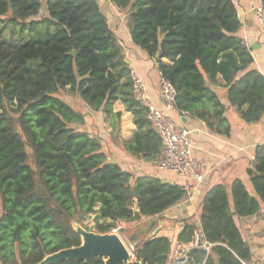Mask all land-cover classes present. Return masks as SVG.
<instances>
[{
    "label": "trees",
    "instance_id": "1",
    "mask_svg": "<svg viewBox=\"0 0 264 264\" xmlns=\"http://www.w3.org/2000/svg\"><path fill=\"white\" fill-rule=\"evenodd\" d=\"M111 1L126 13L133 43L156 59L175 87L178 112L229 138L226 106L212 89L223 82L244 123L263 118L264 75L240 35L235 0ZM123 51L97 0H0V264H39L79 247L72 223L88 215L95 214L98 233L107 234L112 224H139L186 198L179 185L135 178L109 162L101 140L84 129L86 114L62 97L76 96L92 111L116 118L113 104L121 101L137 127L124 149L154 164L162 140L133 96ZM248 176L255 195L242 180L230 190L213 187L203 201L201 225L184 220L175 237L136 242L137 264H171L175 244L192 243L197 231L200 243L213 245L204 264L251 262L236 219L264 211V145L256 148ZM190 254L199 264L201 250Z\"/></svg>",
    "mask_w": 264,
    "mask_h": 264
},
{
    "label": "crops",
    "instance_id": "2",
    "mask_svg": "<svg viewBox=\"0 0 264 264\" xmlns=\"http://www.w3.org/2000/svg\"><path fill=\"white\" fill-rule=\"evenodd\" d=\"M102 13L107 18L110 28L114 31L123 46V56L132 70L133 76L139 77L145 84L149 98L153 105L170 116L174 121L183 125L189 132L192 152L197 162L202 166L200 171L203 179L196 181L179 177L175 174L159 170L153 163H145L131 156L124 149V141L131 138L137 131L134 116L126 110L121 101L113 104L114 114L106 117L103 112L92 111L78 98L71 97L65 101L73 108L86 114L84 129L101 140L108 161L118 164L123 170L133 174L135 178L153 176L164 183L176 184L184 189L190 186L186 198L164 213L143 220L138 225L139 230L133 236L134 244L144 243L149 237L165 235L175 237L181 229V222L189 220L197 226L201 225L203 201L209 191L218 185L230 190L236 180H242L248 191L255 195L248 176V170L255 167V150L264 145V116L254 124L244 123L236 108L231 107L228 101L227 89L223 82L212 89L219 95L226 106V118L231 125L230 137H223L210 131L206 124L185 114L184 123L178 111L168 110L160 97L161 73L156 59L150 58L145 51L137 47L131 38L127 26L126 13L118 9L111 0H97ZM238 4L239 15L243 24L242 38L252 50L255 60L254 68L264 75V35L263 41L258 39L264 28L255 14L259 0H235ZM240 6V7H239ZM241 35V33H240ZM257 44V46H256ZM165 63H169L164 60ZM238 227L244 240L249 244L253 260L248 264H264V211L248 218H237ZM202 236L196 232L195 239L187 245L175 244L171 264L181 252L195 249ZM133 244V245H134ZM211 251L208 252V255Z\"/></svg>",
    "mask_w": 264,
    "mask_h": 264
},
{
    "label": "built area",
    "instance_id": "3",
    "mask_svg": "<svg viewBox=\"0 0 264 264\" xmlns=\"http://www.w3.org/2000/svg\"><path fill=\"white\" fill-rule=\"evenodd\" d=\"M259 22L264 25V10L262 2L255 9ZM133 96L135 100L147 110V119L162 140V150L155 166L165 172L175 174L179 177L201 181L203 179L200 171L202 166L195 159L192 152V144L189 138L190 132L181 124L174 121L170 116L158 110L151 102L148 90L144 82L137 76H133ZM160 97L163 105L170 111L176 110L177 91L172 83L161 74ZM186 192L191 187L186 186ZM213 247L206 242L200 245L198 242L195 249H205L208 252ZM131 249H133L131 247ZM173 264H197L196 258L190 251L181 252ZM248 264V263H243Z\"/></svg>",
    "mask_w": 264,
    "mask_h": 264
},
{
    "label": "water",
    "instance_id": "4",
    "mask_svg": "<svg viewBox=\"0 0 264 264\" xmlns=\"http://www.w3.org/2000/svg\"><path fill=\"white\" fill-rule=\"evenodd\" d=\"M72 56L76 53L72 52ZM182 121L187 118L180 112ZM75 233L81 237L82 243L79 247L65 249L46 256L39 264H60L65 261L87 262L92 258H103L104 264H130L132 253L123 239L117 233L100 234L86 230L78 223H73ZM134 241H131V245ZM208 251L201 250L199 264H204Z\"/></svg>",
    "mask_w": 264,
    "mask_h": 264
},
{
    "label": "rangeland",
    "instance_id": "5",
    "mask_svg": "<svg viewBox=\"0 0 264 264\" xmlns=\"http://www.w3.org/2000/svg\"><path fill=\"white\" fill-rule=\"evenodd\" d=\"M238 5V4H237ZM240 7V6H239ZM44 11H45V8H44ZM239 11V10H238ZM260 27L264 28V25H262L260 23L259 25ZM243 35V32H241V36ZM263 35H264V29L263 31L260 33L258 39L260 41H263ZM257 46V44H256ZM62 97H64L65 99H68L71 98L72 96L68 95L67 93H63L62 94ZM75 99L77 98L76 96H73ZM98 208V207H97ZM95 217L96 215L93 214V215H88L87 217H85L83 219V222L78 223L80 224L81 226H83L84 228H87L89 229L90 231L92 232H96L98 233V230H97V223H96V220H95ZM75 223H77L76 221H74ZM73 222V223H74ZM72 223V225H73ZM101 224H103L104 222H100ZM105 224L109 225L110 224V221H107L105 222ZM140 226L138 225V223L134 224V223H126V222H118L116 224H112V231L110 233H117L122 239L123 241L125 242V244L130 248L131 250V253H132V258L130 260V264H137L136 262V257H135V253H136V248L134 245H131V241H132V238L133 236L136 235V232L139 230ZM114 229V230H113ZM131 247L133 249H131ZM138 264H141V263H138Z\"/></svg>",
    "mask_w": 264,
    "mask_h": 264
}]
</instances>
